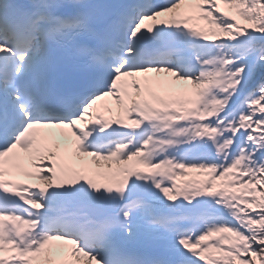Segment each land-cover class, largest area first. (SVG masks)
Instances as JSON below:
<instances>
[{"label":"snow or ice","instance_id":"obj_1","mask_svg":"<svg viewBox=\"0 0 264 264\" xmlns=\"http://www.w3.org/2000/svg\"><path fill=\"white\" fill-rule=\"evenodd\" d=\"M0 264H264V0H0Z\"/></svg>","mask_w":264,"mask_h":264}]
</instances>
